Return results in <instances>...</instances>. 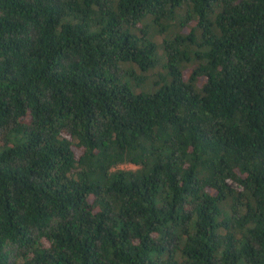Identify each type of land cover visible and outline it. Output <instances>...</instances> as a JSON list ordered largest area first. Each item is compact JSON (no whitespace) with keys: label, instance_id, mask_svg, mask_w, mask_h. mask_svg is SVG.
<instances>
[{"label":"trees","instance_id":"trees-1","mask_svg":"<svg viewBox=\"0 0 264 264\" xmlns=\"http://www.w3.org/2000/svg\"><path fill=\"white\" fill-rule=\"evenodd\" d=\"M0 264H264V0H0Z\"/></svg>","mask_w":264,"mask_h":264}]
</instances>
